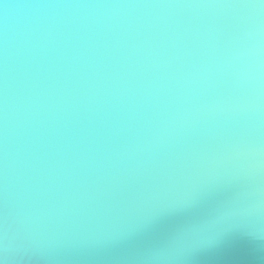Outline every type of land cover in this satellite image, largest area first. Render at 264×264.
<instances>
[{"label": "water", "instance_id": "1", "mask_svg": "<svg viewBox=\"0 0 264 264\" xmlns=\"http://www.w3.org/2000/svg\"><path fill=\"white\" fill-rule=\"evenodd\" d=\"M224 2L0 0L6 264H264L246 120L181 80Z\"/></svg>", "mask_w": 264, "mask_h": 264}, {"label": "clouds", "instance_id": "2", "mask_svg": "<svg viewBox=\"0 0 264 264\" xmlns=\"http://www.w3.org/2000/svg\"><path fill=\"white\" fill-rule=\"evenodd\" d=\"M223 10L229 18V31L224 40L221 30L212 28L209 39L202 41L201 59L181 77L185 86L199 87L224 80L230 87L227 104L232 118H244L247 123L246 139L238 142L236 150L257 178L264 177V0H227L224 3L196 5ZM264 193V189H258ZM264 209V199L257 201L255 210ZM9 214L0 213V253L14 252L7 243ZM141 227V225H140ZM211 243V239L204 241ZM0 264H6L0 255Z\"/></svg>", "mask_w": 264, "mask_h": 264}]
</instances>
